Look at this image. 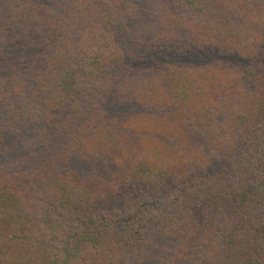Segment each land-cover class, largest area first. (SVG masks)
<instances>
[{
    "label": "trees",
    "instance_id": "16d2710c",
    "mask_svg": "<svg viewBox=\"0 0 264 264\" xmlns=\"http://www.w3.org/2000/svg\"><path fill=\"white\" fill-rule=\"evenodd\" d=\"M0 3L17 29L6 41L13 57L0 67V264H264V63L241 68L254 74L251 95L217 113L208 112L204 98L206 106L189 111L197 117L182 129L184 136L170 137L168 149H157L156 156L143 150L125 154L104 125L98 135H108L101 137L116 147L98 148L117 150L121 167L112 179L88 171L98 183L90 187L76 180L91 159L73 122L76 114L83 130L90 127L88 135H97L82 102H95L104 92L101 74L130 61L115 37L131 34L144 44L173 88L172 70L185 62L168 69L193 57L194 46L205 57L216 54L214 64L239 54L256 59L258 50L242 41L264 38V0ZM70 9L72 18L66 15ZM172 20L173 32L161 34ZM59 33L60 44L41 40ZM220 71L204 88L222 90L227 77ZM46 77L49 94L42 87ZM31 80L29 96L21 94ZM147 83L143 76L135 85L144 90ZM65 102L73 114L58 118L56 129L70 142L55 153L48 143L59 133L49 135L43 127L55 121L52 109L65 113ZM170 153L176 161L170 166L156 159Z\"/></svg>",
    "mask_w": 264,
    "mask_h": 264
},
{
    "label": "rangeland",
    "instance_id": "374dc122",
    "mask_svg": "<svg viewBox=\"0 0 264 264\" xmlns=\"http://www.w3.org/2000/svg\"><path fill=\"white\" fill-rule=\"evenodd\" d=\"M63 11L67 13L66 10ZM74 13L75 9H70L66 15L72 18L71 15ZM232 13L237 20L241 21L243 15L239 11ZM6 17L4 8H2L0 3V37H4L0 42V50L2 52V55L0 54V67L4 65V61L7 63L13 57L7 53L10 46H6V41L10 38L11 33L13 32L14 34L15 30H17L13 27L11 21H6ZM171 19H173L172 16ZM250 25H253V22H250ZM174 28L175 22L172 20L164 24L163 29L165 32L162 31L160 33L166 35V32H173ZM186 28L189 30L188 27ZM2 33L4 36H2ZM262 33L264 34V29ZM41 35L44 36L43 34ZM61 36L62 33H59L53 37H41V40L47 39L50 43L60 44ZM263 39L256 36L249 41H242V44H245L248 50H258L256 59L239 54L229 58L227 63L224 62L223 64L211 63L212 57H217L216 54L215 56L205 57L199 53L202 49L194 46L193 57L186 56L179 61L171 63L168 70H172L175 64L185 62L183 67L172 70L174 74L171 81L173 88H171L168 76L159 72L155 65L152 64V56L146 53L144 44L137 45L135 37L131 34L125 38L122 35L115 37L113 42L117 45L121 46L123 44L125 46V54L130 61L126 62L125 65L111 69L109 73L101 74L104 77H99V80L106 83L104 92L98 95V99L95 102H82L85 110L92 114L90 121L92 125L95 124L97 135H88L90 127L84 131L82 119L76 114L73 116L75 130H79L78 138L87 152L86 154H88L87 157L91 159L90 162L81 160V162H85L83 165L84 171L77 175L76 180L90 187V183H98L90 181L87 174L88 171L98 169L97 171L104 172L106 177L112 179L114 174H117L118 169H120L121 161L117 157V150L107 151L98 148L100 143L111 146V149L116 147L115 142L105 141V138L101 137L108 135L104 133L98 135V131L104 125L112 128L114 138L118 140L119 147L123 149L125 154L137 156L139 151L143 150L148 154L154 152V156H156L157 149L160 148L163 152L168 149L170 137L184 136L180 132L188 128L189 124L187 125V122L189 120L197 117V115L193 117L189 111L195 110L198 112L202 105L206 106L204 98L207 100L208 112L217 113L221 110L220 108L223 107L224 109L227 102H237L251 95L253 87L257 84L254 81V74L249 76L241 68L250 70V66H255L256 62L264 63ZM215 40L217 41V39ZM48 44L45 43L44 45ZM14 62L17 63V61ZM165 64L169 66L168 61H165ZM205 69V74L207 75H204V81L201 83L200 76ZM1 70L0 68V75L3 74ZM219 70L227 77V80L221 83L222 90L219 92L217 88H204V84L207 81L210 82L212 76L215 75L214 73L219 72ZM143 76L148 78V83L144 90H140L139 87H136L135 82ZM50 83L47 77L44 78L42 87L47 90L48 94L52 93ZM34 84V80L24 83L25 89H21L20 93L23 95L28 94L29 96ZM0 86L4 88L3 84H0ZM19 97L16 95L12 100L17 102ZM63 107L66 108L65 113L61 110L58 115L57 111L60 109H52L50 115H55V121L46 123L43 127L47 129L45 130L47 134L52 135L58 132L56 129L58 128L56 124L58 118H60V122L61 119L65 118L64 114H67L68 111L71 115L73 114L72 111L68 110V102H65ZM215 119L224 120L220 116H216ZM54 137L59 138L55 139L52 137L50 139L48 147L51 148V151L60 152L66 145H69L70 139L65 131H63L62 136L59 133V136ZM164 157L156 159L159 161L165 160V166H170L176 162L173 160V153L167 155L165 159Z\"/></svg>",
    "mask_w": 264,
    "mask_h": 264
}]
</instances>
